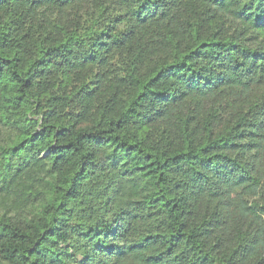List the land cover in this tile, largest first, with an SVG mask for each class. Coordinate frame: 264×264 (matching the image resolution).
Returning <instances> with one entry per match:
<instances>
[{"label": "trees", "instance_id": "16d2710c", "mask_svg": "<svg viewBox=\"0 0 264 264\" xmlns=\"http://www.w3.org/2000/svg\"><path fill=\"white\" fill-rule=\"evenodd\" d=\"M0 0V264H264V0Z\"/></svg>", "mask_w": 264, "mask_h": 264}, {"label": "rangeland", "instance_id": "374dc122", "mask_svg": "<svg viewBox=\"0 0 264 264\" xmlns=\"http://www.w3.org/2000/svg\"><path fill=\"white\" fill-rule=\"evenodd\" d=\"M174 10H154L151 13L153 24L146 33L151 51L163 49L170 37L180 44L184 41L188 31L187 22L210 9L213 0H174Z\"/></svg>", "mask_w": 264, "mask_h": 264}]
</instances>
